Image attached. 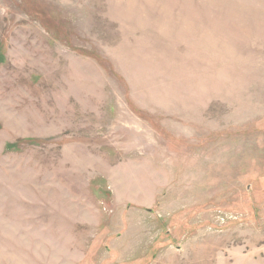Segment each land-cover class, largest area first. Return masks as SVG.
I'll return each mask as SVG.
<instances>
[{
	"label": "rangeland",
	"instance_id": "1",
	"mask_svg": "<svg viewBox=\"0 0 264 264\" xmlns=\"http://www.w3.org/2000/svg\"><path fill=\"white\" fill-rule=\"evenodd\" d=\"M0 264H264V0H0Z\"/></svg>",
	"mask_w": 264,
	"mask_h": 264
}]
</instances>
